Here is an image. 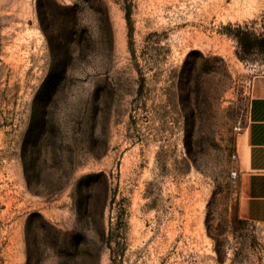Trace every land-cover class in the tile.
Here are the masks:
<instances>
[{
    "label": "rangeland",
    "instance_id": "rangeland-1",
    "mask_svg": "<svg viewBox=\"0 0 264 264\" xmlns=\"http://www.w3.org/2000/svg\"><path fill=\"white\" fill-rule=\"evenodd\" d=\"M249 33L264 0H0V264H264Z\"/></svg>",
    "mask_w": 264,
    "mask_h": 264
},
{
    "label": "crops",
    "instance_id": "crops-1",
    "mask_svg": "<svg viewBox=\"0 0 264 264\" xmlns=\"http://www.w3.org/2000/svg\"><path fill=\"white\" fill-rule=\"evenodd\" d=\"M254 88L243 133L241 161L245 185L239 211L246 218L264 221V78Z\"/></svg>",
    "mask_w": 264,
    "mask_h": 264
},
{
    "label": "trees",
    "instance_id": "trees-1",
    "mask_svg": "<svg viewBox=\"0 0 264 264\" xmlns=\"http://www.w3.org/2000/svg\"><path fill=\"white\" fill-rule=\"evenodd\" d=\"M38 9L40 11V5L39 4H38ZM249 37H250L251 41L248 40V42L245 43V42H243V41H245V39H243L241 36H238L239 41H240V47L243 51H246L248 49H253V48L264 51V36H261V35L257 36L253 33H249Z\"/></svg>",
    "mask_w": 264,
    "mask_h": 264
}]
</instances>
